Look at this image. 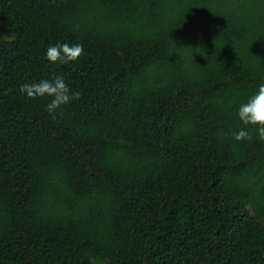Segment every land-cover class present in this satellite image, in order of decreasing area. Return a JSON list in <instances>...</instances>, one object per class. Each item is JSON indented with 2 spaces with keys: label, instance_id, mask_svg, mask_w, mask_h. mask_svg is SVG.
Listing matches in <instances>:
<instances>
[{
  "label": "trees",
  "instance_id": "trees-1",
  "mask_svg": "<svg viewBox=\"0 0 264 264\" xmlns=\"http://www.w3.org/2000/svg\"><path fill=\"white\" fill-rule=\"evenodd\" d=\"M261 84L264 0H0V264H264Z\"/></svg>",
  "mask_w": 264,
  "mask_h": 264
},
{
  "label": "clouds",
  "instance_id": "clouds-1",
  "mask_svg": "<svg viewBox=\"0 0 264 264\" xmlns=\"http://www.w3.org/2000/svg\"><path fill=\"white\" fill-rule=\"evenodd\" d=\"M83 54L82 44L57 43L48 46L46 50V58L51 63H73ZM20 92L32 100L50 97V101L45 105V111L52 119H56L57 114L62 115L64 106L80 99L81 95L80 92L71 91L62 75H55L51 80L43 79L31 84L26 83L21 86ZM237 115L245 127L234 133V139L238 142L252 141L253 133L250 131L252 129L256 139L264 142V84L258 87L247 102L239 106Z\"/></svg>",
  "mask_w": 264,
  "mask_h": 264
}]
</instances>
